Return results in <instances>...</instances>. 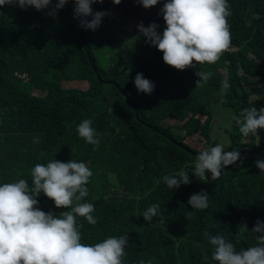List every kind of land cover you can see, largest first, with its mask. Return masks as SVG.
Segmentation results:
<instances>
[{"label": "trees", "instance_id": "1", "mask_svg": "<svg viewBox=\"0 0 264 264\" xmlns=\"http://www.w3.org/2000/svg\"><path fill=\"white\" fill-rule=\"evenodd\" d=\"M163 2L145 8L138 0H96L91 7L120 12L144 26L155 22L161 31ZM228 6L230 44L236 50L226 54L229 89L223 106L235 116L241 108L264 106V0H228ZM47 12L0 7V182L24 178L30 184L32 166L52 159L85 161L92 175L82 201L93 204L96 223L77 217L81 242L125 234L124 264L148 259L152 264H216L204 231L221 233L237 250L254 245L251 229L257 219L264 221V174L254 163L257 158L242 166L234 163L215 180L190 173V183L172 190L160 180L185 165L191 172L199 152L162 121L185 110L187 133L203 127L216 144L211 101L220 83L190 78L199 68L216 76L210 67L214 63L176 69L138 31L125 34L111 20L102 26L106 14L95 30L82 28L79 17L73 18V0L54 16ZM118 43L112 62L103 65L100 52L115 50ZM137 72L154 82L151 93L137 91ZM64 83L76 88L87 84L88 89H63ZM199 113L207 115L205 122ZM85 118L100 135L95 148L76 134ZM232 124L226 150L247 145L264 157V129L242 136L234 120ZM201 189L209 193L208 207L191 209L187 199ZM37 200L43 211L64 210L43 193ZM153 203L160 214L146 222L141 214Z\"/></svg>", "mask_w": 264, "mask_h": 264}, {"label": "clouds", "instance_id": "2", "mask_svg": "<svg viewBox=\"0 0 264 264\" xmlns=\"http://www.w3.org/2000/svg\"><path fill=\"white\" fill-rule=\"evenodd\" d=\"M66 2L0 0V7L15 5L25 9L31 6L37 11L47 8V14L54 16ZM94 2L96 0H73V18L79 17L82 28L95 30L106 14L105 10L94 12L91 7ZM112 2L118 4L120 0ZM138 2L147 8L156 5L158 0ZM159 13L165 25L161 31H157L158 25L155 22L144 26L133 20L138 22L136 31L145 37L146 42L161 51L162 60L182 70L194 67L195 64H217L219 58L223 57L224 62L217 65V70L214 65H210L217 73L216 76H219L224 63L228 64L226 54L236 50L230 44L227 18L231 9L228 0H164ZM89 16L91 19H87ZM226 71L227 75L218 82L220 88L212 99H219L222 106L229 89L228 68ZM195 75L198 77L196 83H208L214 77L210 78L211 73L201 71L200 68ZM133 84L138 92L145 94L151 93L154 88V82L140 72L133 77ZM232 118L242 136H255L257 129H264V106L259 109L253 106L241 108L239 114ZM76 134L94 148L100 143V135L88 118L76 125ZM226 141H215L216 144H213L208 140L196 153L191 172L186 170L185 165L172 174L161 176L160 180L171 190L190 183V173L204 180L210 174V179L215 180L225 166L234 163L242 166L249 158H257L254 163L260 173L264 174V157L258 158L260 153L251 152L247 145L239 151L234 148L227 151ZM91 175V169L83 160L52 159L45 164L36 163L32 166L30 184L24 178L0 182V264H124L122 257L128 244L125 234L107 236L91 244L81 242V225L77 217H83L89 224L96 223L92 215L93 204L82 201L88 195L86 184ZM41 193L51 198L55 206H63L64 210L58 214L51 210H41L37 207V196ZM208 194L204 189L194 192L188 197L187 204L191 209H205L209 204ZM159 214L160 206L153 203L141 215L148 222ZM251 231L256 234V243L239 250L221 233L204 231L202 234L212 248L211 260L216 264H264V221L257 219ZM138 264H152V260H140Z\"/></svg>", "mask_w": 264, "mask_h": 264}, {"label": "rangeland", "instance_id": "3", "mask_svg": "<svg viewBox=\"0 0 264 264\" xmlns=\"http://www.w3.org/2000/svg\"><path fill=\"white\" fill-rule=\"evenodd\" d=\"M96 11V10H95ZM94 11V12H95ZM108 20H111L113 23L116 22L119 26H121L123 28L124 33H130L134 30L137 29V25L138 22L136 23L135 21L132 20L131 16H123L121 15L120 12H107L106 13V19L105 21H103V23L101 24L102 26L106 27ZM121 46L120 43L117 44L115 50H102L101 55H103L102 57V63L103 65H107L108 63L110 64L112 62V56L114 55V52ZM127 60V59H126ZM224 62V58L220 57L219 61L217 62V64H214V67L217 70V65L222 64ZM227 63H224V67L221 68L220 70V75L219 76H214L213 77V82H221L222 80H220L221 78H225L227 75V67H226ZM195 81V77H190ZM187 80H188V75H187ZM203 84H199L198 87H202L203 89H205V87H203ZM76 88V86H72L70 83H64L62 88L63 89H69V88ZM76 89H88L87 84L85 86H81V87H77ZM37 93V92H36ZM39 94V93H37ZM205 98V101H207V97L206 95H202ZM216 96V93H215ZM213 104V109H211L212 113H213V128L211 131V136L212 138L216 139L217 143H225L226 140L229 139V135L228 132L230 130V128L232 127V120H233V116H234V112L232 109L226 108L224 106H222V102H219V99H217V101L213 100L211 101V104ZM207 115L201 114L199 113V118L201 120H203L205 122ZM189 115L185 110H181L179 111L177 114H175L174 116H171L169 119H166L164 121L161 122L162 125H170L173 127L174 132L178 135V137L182 138L187 144H189L190 146H192L193 148H195L196 150H201L207 143H208V138L206 136V133L204 132L203 127L197 131L194 134L189 135L186 132V129L183 128V123L188 120ZM233 165V164H232ZM231 165H227L225 166V168L222 169L225 170L227 167H229ZM95 180H97V178L95 177ZM121 223H119L118 225L116 224L113 227H109L107 229V231L112 232L114 231L116 228H118V226Z\"/></svg>", "mask_w": 264, "mask_h": 264}, {"label": "crops", "instance_id": "4", "mask_svg": "<svg viewBox=\"0 0 264 264\" xmlns=\"http://www.w3.org/2000/svg\"><path fill=\"white\" fill-rule=\"evenodd\" d=\"M209 180H211V179H210V174H208V176H207V178L205 179V181H209Z\"/></svg>", "mask_w": 264, "mask_h": 264}, {"label": "built area", "instance_id": "5", "mask_svg": "<svg viewBox=\"0 0 264 264\" xmlns=\"http://www.w3.org/2000/svg\"><path fill=\"white\" fill-rule=\"evenodd\" d=\"M241 164V163H240Z\"/></svg>", "mask_w": 264, "mask_h": 264}]
</instances>
